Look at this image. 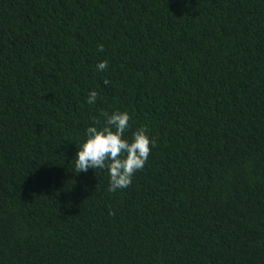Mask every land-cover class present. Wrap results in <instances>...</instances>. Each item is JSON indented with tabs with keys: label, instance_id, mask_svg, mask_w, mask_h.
<instances>
[{
	"label": "trees",
	"instance_id": "16d2710c",
	"mask_svg": "<svg viewBox=\"0 0 264 264\" xmlns=\"http://www.w3.org/2000/svg\"><path fill=\"white\" fill-rule=\"evenodd\" d=\"M117 109L155 146L109 191ZM0 264H264V0H0Z\"/></svg>",
	"mask_w": 264,
	"mask_h": 264
},
{
	"label": "clouds",
	"instance_id": "9594fccd",
	"mask_svg": "<svg viewBox=\"0 0 264 264\" xmlns=\"http://www.w3.org/2000/svg\"><path fill=\"white\" fill-rule=\"evenodd\" d=\"M97 50L103 52L104 46ZM96 71L108 69V61L101 60ZM105 84L109 81L105 80ZM98 93L90 91L87 97L89 105L95 104ZM103 121L94 119L84 130L82 143L77 145L74 172L77 174L93 170H107L109 191L126 189L132 183L133 176L142 170L148 161L155 140L146 127L141 126L131 136L127 135L130 125V114L127 110H113L101 113Z\"/></svg>",
	"mask_w": 264,
	"mask_h": 264
}]
</instances>
